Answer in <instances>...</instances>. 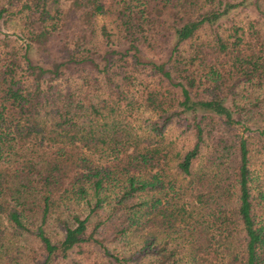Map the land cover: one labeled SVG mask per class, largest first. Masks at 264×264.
<instances>
[{
  "label": "trees",
  "instance_id": "16d2710c",
  "mask_svg": "<svg viewBox=\"0 0 264 264\" xmlns=\"http://www.w3.org/2000/svg\"><path fill=\"white\" fill-rule=\"evenodd\" d=\"M253 148L264 0H0L3 252L18 231L38 242L30 264L82 245L107 264H264Z\"/></svg>",
  "mask_w": 264,
  "mask_h": 264
},
{
  "label": "rangeland",
  "instance_id": "374dc122",
  "mask_svg": "<svg viewBox=\"0 0 264 264\" xmlns=\"http://www.w3.org/2000/svg\"><path fill=\"white\" fill-rule=\"evenodd\" d=\"M236 13V11H235ZM254 15L255 12L251 9H241L237 13V17L242 16L243 14ZM4 32H11L13 27L6 29L2 26ZM94 46H100L98 40L94 41ZM151 118H147L145 114H141L138 120L134 119V126L138 128L147 127ZM167 136L175 138V140H189L182 132L181 127H173L170 131L167 132ZM249 175H250V184L252 187V192L255 193L257 188L264 189V150H257L256 148L251 149L249 152ZM83 208V207H82ZM15 236H5L4 241L9 239L10 244L7 251L3 252V249H0V264H13L15 258L22 260L26 263L31 262L34 257L33 251L39 252L38 242L28 233L18 232L13 234ZM49 236L52 241H57L62 236V231L54 226L50 229ZM141 241V234L137 231L128 232L118 243V246L123 248V250H128L138 245ZM16 258V259H17ZM20 258V259H19ZM58 264H107L105 263V257L102 256L101 251L95 245H82L79 248H74L69 252V255L64 260L58 261Z\"/></svg>",
  "mask_w": 264,
  "mask_h": 264
}]
</instances>
